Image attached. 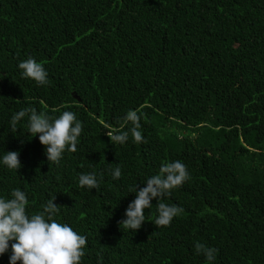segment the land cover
Masks as SVG:
<instances>
[{
    "label": "trees",
    "instance_id": "16d2710c",
    "mask_svg": "<svg viewBox=\"0 0 264 264\" xmlns=\"http://www.w3.org/2000/svg\"><path fill=\"white\" fill-rule=\"evenodd\" d=\"M29 57L47 84L22 77ZM26 107L74 112L77 150L49 163L27 117L11 131ZM129 110L146 142L112 144ZM8 151L21 168L0 163V197L21 189L31 215L56 195L55 219L87 237L81 264H264V0H0V158ZM176 160L190 179L163 202L184 211L156 227L153 199L139 230L120 227L131 190ZM91 172L99 187H80ZM197 242L218 250L213 261Z\"/></svg>",
    "mask_w": 264,
    "mask_h": 264
},
{
    "label": "clouds",
    "instance_id": "9594fccd",
    "mask_svg": "<svg viewBox=\"0 0 264 264\" xmlns=\"http://www.w3.org/2000/svg\"><path fill=\"white\" fill-rule=\"evenodd\" d=\"M23 78L35 81L38 85L48 83V73L44 65L29 57L18 65ZM19 102V101H18ZM27 117L28 133L38 136L39 142L46 149L45 155L49 163H59L65 151L77 150L78 138L83 125L72 111H64L58 117H50L44 112L38 113L33 107H26L15 113L10 121L11 131H16L19 121ZM140 116L137 111L129 110L119 128L107 131L112 144H124L131 135L136 143L146 142L140 131ZM132 127L124 131L128 123ZM20 153L18 151L4 152L0 163L9 169L21 168ZM112 178L121 177V168L117 164L111 168ZM187 167L179 160L164 162L159 173L151 176L144 183V187L137 185L133 191L135 199L129 203L124 218L118 222L120 227L129 230H139L144 224L145 210L152 207L151 201L156 199L157 217L156 227L169 226L174 217L180 215L184 209L177 205L163 202L171 190L182 186L189 180ZM79 186L97 189L99 182L95 172L82 173L79 176ZM139 190L137 191V189ZM56 195L41 205V211L31 215L27 212V194L19 188L11 191L10 198L0 197V256L11 248L9 264H81L85 256L87 237L78 234L66 223L58 222L55 217L62 206L54 203ZM10 242L11 245H10ZM195 250L202 254L207 261L215 259L217 249L197 242Z\"/></svg>",
    "mask_w": 264,
    "mask_h": 264
}]
</instances>
